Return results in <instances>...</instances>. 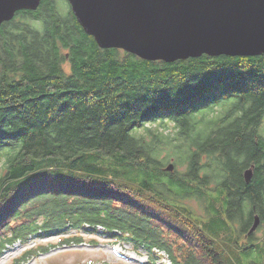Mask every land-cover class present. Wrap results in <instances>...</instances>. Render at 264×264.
<instances>
[{"label":"trees","instance_id":"1","mask_svg":"<svg viewBox=\"0 0 264 264\" xmlns=\"http://www.w3.org/2000/svg\"><path fill=\"white\" fill-rule=\"evenodd\" d=\"M61 1L17 12L0 34V256L36 235L100 227L149 264L155 251L171 264L257 252L249 264H264V54L143 61L100 49ZM192 199L208 221L181 203ZM222 219L231 242L210 225Z\"/></svg>","mask_w":264,"mask_h":264},{"label":"water","instance_id":"2","mask_svg":"<svg viewBox=\"0 0 264 264\" xmlns=\"http://www.w3.org/2000/svg\"><path fill=\"white\" fill-rule=\"evenodd\" d=\"M85 34L102 49L148 62L264 54V0H66ZM41 0H0V28ZM173 171V165L164 168ZM248 182L252 168L244 173ZM260 224L254 217L247 236Z\"/></svg>","mask_w":264,"mask_h":264},{"label":"rangeland","instance_id":"3","mask_svg":"<svg viewBox=\"0 0 264 264\" xmlns=\"http://www.w3.org/2000/svg\"><path fill=\"white\" fill-rule=\"evenodd\" d=\"M60 4L63 7V13L68 10V4L65 1L62 0ZM63 70L65 73L69 72L67 63L63 64ZM154 126L150 127L154 128ZM262 129L264 130V124L262 125ZM167 166L168 164L165 167L167 168ZM172 187L177 193L181 191L178 185H173ZM217 194L218 192H212L213 197H216ZM223 202L221 197L218 199L210 198V206L213 207H209L210 217L217 219L216 217L220 215L219 207L223 205ZM181 203L188 206L194 216L205 218L206 212L197 200L192 199ZM204 220L208 221L209 218H205ZM221 221V223L214 221L210 225L215 230L219 229L218 236L220 238L225 237L227 242H231L235 237V231L226 220L222 219ZM243 236L240 237V243H243L244 239L248 237L247 234L244 238ZM255 236L262 240L264 233L263 231H259ZM73 237L81 238L82 242L78 245L62 244V240ZM37 246L47 248L48 250L44 253L27 255L26 262L23 264H149L146 251L138 250L133 252V249L127 243L119 244L108 235L97 232H86L82 229H67L59 235H36L23 244H15L6 249L5 252L8 251L10 256L2 264H13L16 259H20L28 250H34ZM256 254L253 253L247 261H243L241 264H249L256 258ZM225 255L228 256V253H225ZM164 262L167 263L166 261Z\"/></svg>","mask_w":264,"mask_h":264},{"label":"bare ground","instance_id":"4","mask_svg":"<svg viewBox=\"0 0 264 264\" xmlns=\"http://www.w3.org/2000/svg\"><path fill=\"white\" fill-rule=\"evenodd\" d=\"M3 255V256H2ZM1 256V258H0V264H2L5 260H7L8 258H9V253H8V251L7 252H5V253H3Z\"/></svg>","mask_w":264,"mask_h":264},{"label":"flooded vegetation","instance_id":"5","mask_svg":"<svg viewBox=\"0 0 264 264\" xmlns=\"http://www.w3.org/2000/svg\"><path fill=\"white\" fill-rule=\"evenodd\" d=\"M3 26V25H2ZM2 26H1V28H0V34H1V32H2Z\"/></svg>","mask_w":264,"mask_h":264}]
</instances>
